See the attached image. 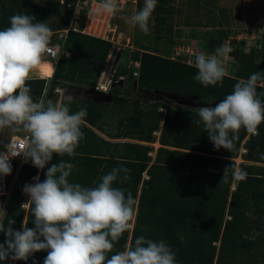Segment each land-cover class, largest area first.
<instances>
[{"label": "trees", "instance_id": "16d2710c", "mask_svg": "<svg viewBox=\"0 0 264 264\" xmlns=\"http://www.w3.org/2000/svg\"><path fill=\"white\" fill-rule=\"evenodd\" d=\"M174 0H157V6L152 13L156 21V31L162 30L161 25L167 15L172 12L169 4ZM139 8L142 2L138 0ZM61 13L59 3L55 0H46L45 5L37 4L33 0H0V30L10 26L9 18L15 14H28L35 17V22H45L48 15L54 17ZM84 12H82V16ZM68 20L61 22L59 29L68 25ZM219 38L211 40L220 47L221 41L227 38V31L217 29ZM171 29L165 30L170 33ZM159 37L160 35L156 33ZM210 44V43H209ZM111 43L87 34L70 30L63 44V53L54 65L50 86H59L64 89L94 87L101 72V67L109 52ZM69 56H66V54ZM241 61L236 76L225 75L223 83L204 87L193 79L197 74L195 65L184 61L170 59L146 50H136L132 62L137 61L138 76L135 79L133 71H115V76H124L136 81L137 88L146 91L164 90L172 94L181 95L188 101L199 104H216L233 91L234 85L241 79H247L254 72H264V55L259 62L252 60L253 51L245 53L236 49L231 52ZM38 65L41 73H52V65ZM114 85L112 90L120 89ZM258 93L264 94V85H258ZM115 98V97H114ZM264 100V95H261ZM162 105L157 101L154 105ZM138 105V101H134ZM167 117L162 124L159 142L186 150H196L204 154L183 152L176 149L158 148L154 162L147 168L148 179L141 183L142 172L146 170L149 157L148 146L126 144L128 156L126 159H109L105 164L93 157H87L88 150L76 148V155H55L46 167L41 170L39 182L46 178L48 167L61 161L76 164L68 180L70 183H79L83 187H95L115 167H126L131 171L130 179L122 182L117 180L113 187L124 188L131 192L136 201L134 205V219L131 231L122 234L109 257L117 251L125 250L134 244L137 237L144 236L152 240H164L176 254V264H264V167L241 164L242 170L247 173L243 181L233 179L235 158L246 137L247 131L241 129L238 139L234 142L235 148L229 152L226 149H216L204 131L203 124L197 123H167ZM159 123H143V130L148 132L147 140L156 130ZM81 128H84L82 125ZM258 135H251L243 147L247 152L243 159L264 162V123L258 126ZM168 137V138H167ZM82 153L86 156L81 155ZM226 156L229 159H218L215 156ZM77 156V157H76ZM83 156V157H80ZM67 158V159H66ZM231 167L228 172V181L222 180L225 168ZM37 170L28 165L22 166L15 185L7 221H14L12 227L20 229L23 209L20 208L23 198L20 190L26 184H32L30 177ZM256 172V173H254ZM235 189L231 192V184ZM11 204V203H10ZM29 205L27 227H34ZM249 213L255 215L250 216ZM230 216L225 219V216ZM132 221V220H131ZM131 223V222H130ZM6 237L0 232V244ZM219 241V246L213 243ZM47 251L42 250L32 254L27 261L6 258L0 264H43ZM239 254L241 256H239ZM236 259L237 262L235 261ZM242 262V263H241Z\"/></svg>", "mask_w": 264, "mask_h": 264}, {"label": "clouds", "instance_id": "9594fccd", "mask_svg": "<svg viewBox=\"0 0 264 264\" xmlns=\"http://www.w3.org/2000/svg\"><path fill=\"white\" fill-rule=\"evenodd\" d=\"M156 6L157 0H144V6L128 22L148 33ZM120 11L118 0H100L96 14L116 16ZM34 21V16L15 14L9 18L10 26L0 30V130L26 134L20 150L11 156L0 153V176L11 173V157L23 154L26 161L30 159L33 166L42 170L54 155L74 157L84 139L81 126L87 109L71 112V95L59 102L32 98L27 81L49 52L52 36L45 22ZM230 51L220 46L212 54H196L197 74L193 79L204 87L222 84L226 75L223 58ZM258 85H264V72L241 79L214 107L198 108L196 123L203 124L216 149L233 151L241 129L259 134L258 126L264 123V94L258 93ZM73 168L69 162L54 163L47 168L43 182L37 176L36 183L24 186L34 227L29 228L24 222L22 231H16L12 219L6 226L7 214L0 205V232L6 237L0 244V261H27L32 254L46 250L43 264H176V254L166 241L144 236L109 257L115 242L129 230L136 204L130 191L112 185L118 179L129 180L131 170L115 167L101 177L97 186L83 187L69 182ZM230 168L224 170L225 182ZM232 176L239 182L246 179L247 173L234 169Z\"/></svg>", "mask_w": 264, "mask_h": 264}, {"label": "rangeland", "instance_id": "374dc122", "mask_svg": "<svg viewBox=\"0 0 264 264\" xmlns=\"http://www.w3.org/2000/svg\"><path fill=\"white\" fill-rule=\"evenodd\" d=\"M33 1L41 5H45L46 2V0ZM140 1L143 7L144 0ZM118 3L121 11L111 19L112 23H114L113 28L115 31L110 38L113 39L114 47L110 46L108 52V54L111 52L117 57L116 62L113 64V66L115 65V71L122 69L126 72L138 70L132 63V57L136 50H146L170 59L180 60L194 65L196 54L201 51L212 54L218 48V43L215 42L212 45V47H215V50L210 51L208 49L211 46V40L219 38L217 29L227 31V38L221 41L220 46L231 49L227 56L223 58L226 75L236 76L238 74L241 61L231 53L236 49L243 50L245 53L252 50V60L255 62H259L264 55V0H174L169 4L172 12L165 14L167 17L161 25L162 30L160 32L156 31V21L151 16L148 25L150 31L148 33L142 32L138 26L134 27L128 22V18L141 9L137 5L138 0H118ZM60 10L61 13L57 17L52 15L47 16L46 24L51 28L52 32L59 29L62 21L70 20V9L65 6H60ZM86 12L88 11H85L84 14ZM90 13H94V10ZM81 22L80 20L78 25ZM167 29H171V32L165 33ZM156 33L160 36L158 37ZM53 36L56 37V35ZM107 59L106 56L101 71L108 64ZM42 62H44V59ZM105 70L104 72H106ZM109 75L106 72L103 80L106 81ZM124 79V86L132 89L134 87L132 80L127 79V77ZM144 94L149 99L148 102L154 99L169 103L199 104V102L194 103L188 101L181 95L159 89L148 91V93L144 92ZM143 103H145L144 100ZM135 122H137V117H133L132 120L130 119L129 123H126L125 126L128 129L135 130L139 125V123ZM151 147L154 148L156 146ZM245 150L241 149L237 158L242 153L245 154ZM242 160L238 159L236 163H241ZM134 215L135 212L130 223V231L132 229ZM249 215L251 217L255 216L252 213H249ZM225 219H228V217L225 216ZM213 244L219 246V241ZM239 256L241 255L239 254ZM237 260L235 261L237 262ZM248 262L252 264V260H248ZM237 263L240 264V261Z\"/></svg>", "mask_w": 264, "mask_h": 264}, {"label": "crops", "instance_id": "0c3cea01", "mask_svg": "<svg viewBox=\"0 0 264 264\" xmlns=\"http://www.w3.org/2000/svg\"><path fill=\"white\" fill-rule=\"evenodd\" d=\"M66 56H69V54L67 53ZM46 62L51 64L50 61L44 59L42 65L46 64ZM53 71L54 64L52 65V73L49 74L41 73L38 69H34L27 81V86L31 89L33 100L50 99L54 102H59L62 101L66 95H71L73 97L70 104L71 112L86 108L87 116L85 117V122L83 124L84 128H81L84 133V139L80 141L79 146L86 150L90 149L86 153L87 157H93L100 160L102 164H105L107 160L112 158L119 161L126 159L124 157H130L129 159H131L132 157L128 156V146H126V144L148 146L149 150L147 151V157H149V161L146 170L142 172L139 187L142 186L144 180L148 179L144 178V176L147 175V168L154 162L158 148L163 147L168 150L176 149L183 152L204 154L196 150H186L169 145H162L159 142V137L161 135L162 124L166 117L168 120L167 123H196L197 119H199L197 114L198 108L203 106L214 107L215 104H185L161 101L164 102V104L154 105L158 100L151 99L150 102H148L149 99H147L144 94V92L148 93V91L138 89L135 85L132 89H128L124 86L125 79L122 83H119L121 87L120 89L112 90L113 87H111L107 92L97 88L96 84L94 87L85 86L83 89H64L59 86L51 87L50 81ZM143 100L145 103H143ZM134 101H138V105H134ZM133 117H137V122L135 123H139L136 127V129H138L137 131L136 129H128V127L125 126ZM143 123H159L158 128L150 134L151 139L149 141L147 140L148 132L144 131L142 127ZM15 135H24V133H12L9 129L0 130V153L6 147L9 139ZM251 135L253 134L247 133L246 137L242 140L238 155L240 154L241 149H246L242 145ZM151 146L156 147L152 148ZM86 154L82 153L81 155L86 156ZM242 154L238 158V155L235 158H232L235 162V169H240L241 164L264 167V162L243 159ZM55 157L59 158L58 155H55ZM215 157L218 159H229L226 156L217 155ZM238 159H243L246 162L242 160L241 163H236ZM8 163L11 166V173L7 176H0V205L3 206V210L6 214L10 207L12 208L13 206L12 199L15 185L18 183V177L22 166L28 165L37 170V172L31 177H40L41 172V169H37L32 165L30 159L21 163L13 158L10 159ZM73 165L76 166V164ZM31 177L30 180L32 181V184L36 183L37 181L31 179ZM23 188L24 187H22L19 193V196L23 198V202L20 205V208L23 209V215L20 229L18 231H22V225L26 222L30 205L28 202L29 196L23 191ZM234 189L235 184L232 183L230 191L232 192ZM6 219H8L7 215L5 221Z\"/></svg>", "mask_w": 264, "mask_h": 264}, {"label": "built area", "instance_id": "2783aa9c", "mask_svg": "<svg viewBox=\"0 0 264 264\" xmlns=\"http://www.w3.org/2000/svg\"><path fill=\"white\" fill-rule=\"evenodd\" d=\"M57 2L60 6H65L70 9V20L65 28L52 32L49 44V52L45 54L44 59L50 61L51 64L56 63L57 59L63 53V44L70 30L107 40L111 43V47H114L113 39L110 38L115 31L113 28L114 23H112L111 20L113 16H109L103 12L98 15L96 14L97 9L99 8L100 0H57ZM93 10L94 13H90ZM85 11L88 12L82 16V12ZM80 20L82 22L78 25ZM53 35H56V37ZM113 55L114 54L111 52L107 55L108 64H106L105 68L101 71L96 82V87L103 91H109V89L112 87V84H117L119 79L125 78L124 76H115V65L113 66V64L116 62L117 57L116 55ZM133 64L136 66L139 65L137 61H134ZM104 70L110 74L106 81L103 80V76L106 73ZM133 75L135 77L138 76L137 70L133 71ZM25 139L26 134L12 136L1 153H9L11 156L15 151L20 150V145ZM13 158L17 159L21 163L25 162L23 154L11 157V159ZM144 178H148V176L145 175ZM31 179L34 180V177H31ZM226 216L228 219L230 218V216Z\"/></svg>", "mask_w": 264, "mask_h": 264}, {"label": "water", "instance_id": "95a60500", "mask_svg": "<svg viewBox=\"0 0 264 264\" xmlns=\"http://www.w3.org/2000/svg\"><path fill=\"white\" fill-rule=\"evenodd\" d=\"M123 79H119V81L117 82V84H119L120 82L122 83ZM136 86V81L133 83ZM114 84H112L113 86Z\"/></svg>", "mask_w": 264, "mask_h": 264}]
</instances>
